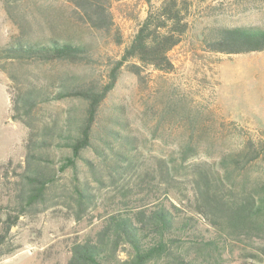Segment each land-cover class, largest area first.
Returning <instances> with one entry per match:
<instances>
[{
	"label": "rangeland",
	"instance_id": "obj_1",
	"mask_svg": "<svg viewBox=\"0 0 264 264\" xmlns=\"http://www.w3.org/2000/svg\"><path fill=\"white\" fill-rule=\"evenodd\" d=\"M163 1L113 0V28L96 30L77 20L68 0H0V48L19 39H58L84 44L90 54L83 64L9 60L4 68L0 65L3 218L15 204L18 174L27 166L29 129L12 119L13 96L35 86L52 96L76 85L102 91L116 75L97 118L93 146L76 166L70 165L66 147L38 150L53 161L50 170L56 173V183L48 202L28 207L12 229L18 248L0 264H68L72 245L95 236L110 210L117 188L112 167L133 159L138 168L149 170L166 160L178 186L186 193L193 191L194 200L199 198L200 171L226 200H257L261 210L254 228L243 240L229 244L224 264H264V162L255 160L247 168L242 163L248 136L255 142L250 149L264 148V51L229 55L204 50L215 28L264 30V0H188L189 30L169 53L173 71L142 66L138 76L132 67L135 61L122 64L123 56L150 10ZM86 105L76 97L45 101L34 113V128L42 135L46 124L59 123L56 142L66 144L82 124ZM82 188L95 199L79 213L76 199Z\"/></svg>",
	"mask_w": 264,
	"mask_h": 264
},
{
	"label": "trees",
	"instance_id": "obj_2",
	"mask_svg": "<svg viewBox=\"0 0 264 264\" xmlns=\"http://www.w3.org/2000/svg\"><path fill=\"white\" fill-rule=\"evenodd\" d=\"M112 1L68 0L77 20L96 30L113 28ZM187 1L164 0L155 11L150 10L126 48L122 64L134 60L132 67L138 76H141L142 66L162 72L173 71L169 53L182 43L189 30ZM204 50L229 55L262 52L264 30L259 27L215 28L204 41ZM89 59L90 54L84 44L58 39L48 42L19 39L13 45L0 48V65L3 68L9 60L83 64ZM115 83L116 75L102 91L96 86L76 85L67 93L52 96L38 91L35 86L20 96H13L12 119L29 129L27 166L18 174L20 180L14 206L4 218L0 215V260L18 248L11 232L28 207L46 204L51 187L56 183V173L50 170L53 161L40 155L38 150L66 147L71 154L68 159L70 165L76 166L82 154L93 146L94 128L101 106ZM62 97L80 98L87 105L85 118L75 135H71L66 144H57L61 125L46 124L40 135L34 128L33 116L41 103ZM232 124L238 125L237 122ZM238 129L248 135L243 127ZM246 145L247 157L242 162L246 168L255 160L264 162V148L250 149L255 147V142L249 136ZM117 164L110 172L117 187L110 198V210L95 236L72 245L68 264H154L162 261L169 264H224L228 260L229 244L243 240V236L254 228V219L261 210V204L253 198L237 203L226 200L214 189L212 179L203 171L199 172L197 180L199 198L194 200L193 191L186 193L178 186L180 181L164 159L159 160L157 170L138 168L134 159L125 166L121 162ZM119 183L122 184L119 186ZM81 190L77 192L76 199L81 208L79 213H83V207L92 205L95 199V194L84 188Z\"/></svg>",
	"mask_w": 264,
	"mask_h": 264
}]
</instances>
